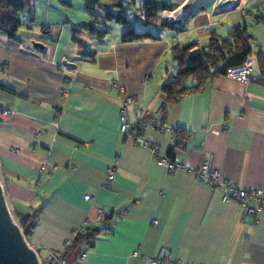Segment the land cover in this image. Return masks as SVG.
I'll return each mask as SVG.
<instances>
[{
	"label": "crops",
	"instance_id": "0c3cea01",
	"mask_svg": "<svg viewBox=\"0 0 264 264\" xmlns=\"http://www.w3.org/2000/svg\"><path fill=\"white\" fill-rule=\"evenodd\" d=\"M96 1L93 11L83 1L86 21L63 25L29 7L33 34H0V183L15 216L37 210L27 244L47 264L95 228L62 264H264V212L253 220L191 173L208 159L222 181L264 190V85L222 76L176 102L160 91L177 71L173 45L203 46L210 32L225 38L241 26L252 36V74L264 80L255 55L264 54V0H228L224 11V0H178L169 5L185 10L166 28L145 25L140 6L135 21L125 18L157 40L131 43L122 28L111 34L108 5L100 16ZM123 103L130 123L161 124L147 142L183 169L168 172L120 133Z\"/></svg>",
	"mask_w": 264,
	"mask_h": 264
},
{
	"label": "trees",
	"instance_id": "16d2710c",
	"mask_svg": "<svg viewBox=\"0 0 264 264\" xmlns=\"http://www.w3.org/2000/svg\"><path fill=\"white\" fill-rule=\"evenodd\" d=\"M106 2L108 9L105 12V20L114 21L123 27L120 36L122 43L157 40L148 31H135L130 26V22L119 14V11L123 9V0H106ZM127 2L134 5L135 0H127ZM96 4V0H85V8L90 11L94 10ZM111 10L115 12L113 13ZM173 10L174 8L169 4L160 0H143L140 7L143 23L152 26L159 25L161 28L169 27L160 23L161 13ZM30 12V8L25 5V0H0V34L8 40L16 41L15 36L22 26L21 15L23 13L30 15ZM89 32L96 37L105 35V31H97L94 28H90ZM250 42H252V36L247 32L245 26H241L234 27L225 38L210 32L208 41L203 46L190 42L173 45L169 54L171 60L176 64L177 71L170 82L160 87V91L169 102H176L183 95L198 92L207 82L225 76L227 69L242 66L252 54ZM255 55L258 69L263 74L264 54L261 49H257ZM253 82L264 85V80L261 78ZM36 215L37 210L28 215L16 216V224L22 230L24 237L34 227ZM97 234L98 230L95 228H85L77 232L61 253L62 259L69 253L91 244Z\"/></svg>",
	"mask_w": 264,
	"mask_h": 264
},
{
	"label": "built area",
	"instance_id": "2783aa9c",
	"mask_svg": "<svg viewBox=\"0 0 264 264\" xmlns=\"http://www.w3.org/2000/svg\"><path fill=\"white\" fill-rule=\"evenodd\" d=\"M22 26L27 29H33L35 22L30 18L27 13L21 15ZM168 22L167 21H163ZM255 69V64L249 58L243 63L242 66L227 69L225 77L231 80L240 81L243 83L253 82L258 80L252 73ZM117 88V86H114ZM125 104L123 103L120 110V128L121 134L126 136L133 144L147 148L156 156L157 162L160 165H164L168 172H175L176 170L183 169L184 167L179 164L173 163L167 156H158L154 148H152L146 139V132L151 128L159 129L161 124L155 118H144L137 116L133 123H130L125 113ZM160 131V130H159ZM189 136L186 135L181 142H186ZM110 172L109 175H111ZM192 175L198 180V182L206 187L218 189L221 192V200L223 203H234L241 206L244 209L245 215L249 216L253 220H256L257 216L264 212V190L251 189L242 190L236 186L224 182L220 179L218 172L211 167L210 161L205 159L202 165L191 171ZM88 200V197H85ZM155 223V222H153ZM109 230H105V234H109ZM51 264H62L63 259L60 254L52 255L49 258ZM153 264H163L161 259L152 260ZM174 264V263H171Z\"/></svg>",
	"mask_w": 264,
	"mask_h": 264
},
{
	"label": "rangeland",
	"instance_id": "374dc122",
	"mask_svg": "<svg viewBox=\"0 0 264 264\" xmlns=\"http://www.w3.org/2000/svg\"><path fill=\"white\" fill-rule=\"evenodd\" d=\"M83 1L84 0H25V5L26 7L32 8L33 12L34 13L36 12L38 16L45 17V15L47 14V16L49 17L52 23L55 22L56 20H59L60 24L63 25L64 23H66V21L80 22V21H86L88 19L89 14L85 12V9H83ZM125 1L126 0H123L124 8L121 11H119V14L123 15L127 19L135 21L132 18V16L138 15V9L141 6L142 0H135V4L132 6L126 3ZM160 1L165 2L167 4H174L178 0H160ZM106 4H107L106 0H98L96 14L102 16L104 13V5ZM163 13L165 12H162L160 15V23L162 24L169 25L170 22L176 19V18L175 19L164 18ZM167 20L168 22L163 23V21H167ZM110 26L112 30L111 34H114L115 31L118 30V28L123 29L122 26L116 23H111ZM37 28H39V26H37ZM33 29H27L24 26H21L18 32L31 35L33 34ZM141 29H142L141 26L136 25L137 31H141ZM1 181L2 180L0 179V182ZM7 206L14 222L16 223L17 222L16 216L11 211L9 204H7ZM41 264H46V261L43 258L41 260Z\"/></svg>",
	"mask_w": 264,
	"mask_h": 264
},
{
	"label": "water",
	"instance_id": "95a60500",
	"mask_svg": "<svg viewBox=\"0 0 264 264\" xmlns=\"http://www.w3.org/2000/svg\"><path fill=\"white\" fill-rule=\"evenodd\" d=\"M34 49L42 44L33 43ZM0 264H41L37 253L29 247L20 227L14 222L8 209L4 190L0 183ZM47 264H51L48 262Z\"/></svg>",
	"mask_w": 264,
	"mask_h": 264
},
{
	"label": "bare ground",
	"instance_id": "6f19581e",
	"mask_svg": "<svg viewBox=\"0 0 264 264\" xmlns=\"http://www.w3.org/2000/svg\"><path fill=\"white\" fill-rule=\"evenodd\" d=\"M231 6H232L231 2H229L228 0H226V1L224 0V3L222 4V6L220 7L219 10H223V11L228 10V9L232 8ZM184 10H185V6L179 7L172 12H165L164 18L175 19L180 13L184 12Z\"/></svg>",
	"mask_w": 264,
	"mask_h": 264
}]
</instances>
